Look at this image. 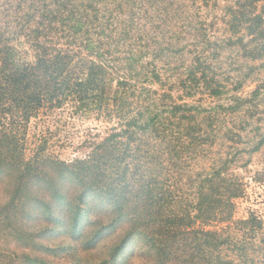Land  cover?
<instances>
[{
	"label": "trees",
	"instance_id": "16d2710c",
	"mask_svg": "<svg viewBox=\"0 0 264 264\" xmlns=\"http://www.w3.org/2000/svg\"><path fill=\"white\" fill-rule=\"evenodd\" d=\"M184 1H34L30 56L0 23V189L9 193L0 226L21 252L0 251V264H264V222L254 212L233 219L245 188L227 161L192 172L191 196L173 188L218 133L217 119L185 100L228 92L217 71L225 48L264 60V0L227 5V35L213 43L203 23L186 17ZM60 38L86 52L79 72ZM185 39L202 49L187 57ZM70 97L117 127L82 157L28 156L21 127ZM224 108L242 130L224 128L225 140L238 144L252 126L250 152L259 151L264 77Z\"/></svg>",
	"mask_w": 264,
	"mask_h": 264
},
{
	"label": "rangeland",
	"instance_id": "374dc122",
	"mask_svg": "<svg viewBox=\"0 0 264 264\" xmlns=\"http://www.w3.org/2000/svg\"><path fill=\"white\" fill-rule=\"evenodd\" d=\"M34 1H36L34 4L41 5L40 3H43L44 0H0V23L6 30L10 44L19 51L26 52L29 56L33 51L32 43L35 41V36L32 34L34 22L33 20L28 21L27 16L33 10L31 6ZM234 1L186 0L183 8L187 11L186 17L189 20H197L208 28V37L213 43L227 35L224 32V11L226 6ZM211 22H216V26H211ZM189 35L183 32L184 37ZM44 36H40L42 41H44ZM185 41L189 45V50L186 51L187 57H190L191 51L197 52L202 49V45H198L197 41L193 42L188 39ZM193 43L196 47L193 46ZM59 44L68 47L75 53L76 61L73 64V70L76 73L79 72L81 61L85 60L86 52L79 49L77 44L67 46L64 38H60ZM218 59L224 63L223 69L218 68L217 71L222 75L228 92L220 98H215L209 96L205 91L199 90L194 97L185 100L195 105L207 117L214 116L217 119L215 128L218 133L215 142L212 146H206L198 160L193 161L192 169H187V174L184 177H180L178 174L175 179L173 178V188L175 191H182L191 196L193 188L188 176L192 172L195 174L200 167L209 168L215 164V168H219L224 161H227L229 173L238 176L245 188L243 197L235 200L233 219H244L248 217L249 213L254 212L264 222V181L255 179L259 174L261 177L264 176V146L257 152H250L254 141V136L251 133L253 131H250L252 126L247 128L248 137L244 132L243 140L238 144L226 141L223 136L226 127L232 128L234 131H242L235 120L236 116L226 113L224 107L230 103L231 94L248 95L257 81L264 77V60L247 59L237 52L236 48H225L221 51ZM237 81L242 84L239 88L236 84ZM155 88L168 90V86L160 88L156 86ZM173 93L176 94L175 91ZM261 123H263L261 133H264V122ZM116 124L115 120H111L105 113H99L93 105L80 107L79 103L70 97L59 106L45 105L40 108L24 129L23 126L21 127V132H24V145L28 156L40 151L46 156L69 161L88 153L95 143L112 130V127H117ZM8 198L9 193L0 189V203H4ZM210 227L220 229L221 225L213 223ZM13 249H17L16 241L11 238L3 226H0V251L4 252V257L16 259L21 252L17 249L16 255Z\"/></svg>",
	"mask_w": 264,
	"mask_h": 264
}]
</instances>
